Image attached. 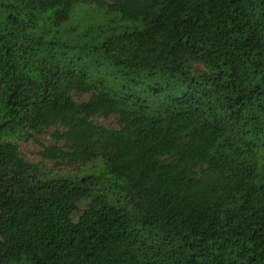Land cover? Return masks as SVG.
Masks as SVG:
<instances>
[{
	"label": "trees",
	"instance_id": "obj_1",
	"mask_svg": "<svg viewBox=\"0 0 264 264\" xmlns=\"http://www.w3.org/2000/svg\"><path fill=\"white\" fill-rule=\"evenodd\" d=\"M0 264H264V0H0Z\"/></svg>",
	"mask_w": 264,
	"mask_h": 264
},
{
	"label": "rangeland",
	"instance_id": "obj_2",
	"mask_svg": "<svg viewBox=\"0 0 264 264\" xmlns=\"http://www.w3.org/2000/svg\"><path fill=\"white\" fill-rule=\"evenodd\" d=\"M93 11H90L92 16L88 19L89 24L97 25V26H104V27H111L116 29H123L125 27H132L134 23L130 20H124L119 14H112L108 17H110L111 20H107V17L102 16V11L98 10L95 7H90ZM83 15V14H80ZM79 15V16H80ZM77 17H71L70 20H68L66 23H64L61 26V30L65 32L63 35L65 37H69L70 39L75 38L77 32H74L72 30L73 27H75V22L78 20ZM82 18V17H81ZM109 19V18H108ZM108 22V23H107ZM94 26V27H97ZM83 29L80 28L79 31ZM88 96H83L79 98L80 100L87 99ZM94 120L97 123L104 124L106 126L116 127V118L114 116H111L109 118H105L102 116L95 117ZM53 131V128L47 129L44 133H31L30 136H22L19 139L16 140V142L19 144V147L24 154V156L31 162L39 164L40 167L43 169H53L56 173H60L62 170L68 171L70 170L68 167L64 166L63 168L58 169L56 167H53V162L49 160H42V157L40 155V152L44 149V146L50 145L52 143V137L51 132Z\"/></svg>",
	"mask_w": 264,
	"mask_h": 264
}]
</instances>
